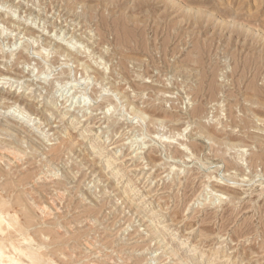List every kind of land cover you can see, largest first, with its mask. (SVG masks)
<instances>
[{"label":"rangeland","instance_id":"obj_1","mask_svg":"<svg viewBox=\"0 0 264 264\" xmlns=\"http://www.w3.org/2000/svg\"><path fill=\"white\" fill-rule=\"evenodd\" d=\"M0 127L18 264H264V0H0Z\"/></svg>","mask_w":264,"mask_h":264},{"label":"bare ground","instance_id":"obj_2","mask_svg":"<svg viewBox=\"0 0 264 264\" xmlns=\"http://www.w3.org/2000/svg\"><path fill=\"white\" fill-rule=\"evenodd\" d=\"M121 32V31H120ZM124 34V33H123ZM122 34V37H120L121 39H123V36H125V34L123 35ZM126 41V40H124ZM26 82V81H25ZM10 100V99H9ZM1 128V127H0ZM1 131V130H0ZM4 131V130H3ZM6 145V144H5ZM93 147V146H92ZM4 152H6L7 154L9 155H13L15 153V150L13 148H11L9 145L8 146H5L3 149H2ZM5 157L2 156V154L0 153V162L3 161ZM19 159V158H18ZM11 160V159H10ZM8 160V162L10 161ZM13 160V159H12ZM1 170V169H0ZM0 175H1V171H0ZM1 177V176H0ZM18 198V197H17ZM20 198V196H19ZM12 207L9 205V203L7 202H4L3 200L0 202V223H3L5 222V218L6 217H11L10 215L12 216H15L14 215V211L11 210ZM13 219V218H11ZM16 219V218H14ZM13 222V221H12ZM5 224L7 225V227H11L13 225H11V223L9 222H5ZM4 225V223H3ZM2 225V226H3ZM1 226V225H0ZM2 229V227H1ZM18 232V231H16ZM12 248V249H15V246H14V241H10V243H8L6 246L3 247L2 245V242L0 241V264H18V260L15 259V257L13 256H10L9 254H7L6 252V248ZM194 253V252H193ZM34 258V257H32ZM216 260V259H215Z\"/></svg>","mask_w":264,"mask_h":264}]
</instances>
